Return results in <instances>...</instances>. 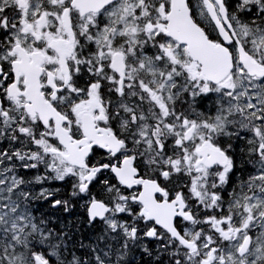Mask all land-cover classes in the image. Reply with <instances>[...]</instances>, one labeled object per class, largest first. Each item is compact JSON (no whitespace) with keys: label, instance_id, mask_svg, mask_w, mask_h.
<instances>
[{"label":"snow or ice","instance_id":"obj_1","mask_svg":"<svg viewBox=\"0 0 264 264\" xmlns=\"http://www.w3.org/2000/svg\"><path fill=\"white\" fill-rule=\"evenodd\" d=\"M0 264H264V0H0Z\"/></svg>","mask_w":264,"mask_h":264}]
</instances>
